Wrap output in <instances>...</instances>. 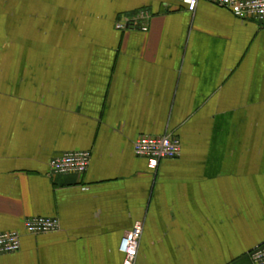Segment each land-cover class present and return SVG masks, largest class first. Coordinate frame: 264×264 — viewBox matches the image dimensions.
Segmentation results:
<instances>
[{
	"label": "crops",
	"instance_id": "0c3cea01",
	"mask_svg": "<svg viewBox=\"0 0 264 264\" xmlns=\"http://www.w3.org/2000/svg\"><path fill=\"white\" fill-rule=\"evenodd\" d=\"M149 12L147 30L119 16ZM180 154L151 168L139 135ZM87 150L86 170L49 160ZM53 217L30 234L23 221ZM251 264L264 242V24L199 0H0V264Z\"/></svg>",
	"mask_w": 264,
	"mask_h": 264
},
{
	"label": "built area",
	"instance_id": "2783aa9c",
	"mask_svg": "<svg viewBox=\"0 0 264 264\" xmlns=\"http://www.w3.org/2000/svg\"><path fill=\"white\" fill-rule=\"evenodd\" d=\"M186 10L193 12L199 0H181ZM211 4L229 10L234 16L242 20L251 19L264 24V0H205ZM149 12L140 9L132 16H119L115 27L118 29L138 28L147 30L144 20ZM133 152L147 160L151 168H156L159 161L165 158H175L180 154L179 139L170 134L139 135L132 144ZM90 152L87 150L66 151L49 160L50 173H78L82 174L89 163ZM58 220L53 217L32 216L23 221V230L30 234L57 230ZM142 232V223L136 222L126 232L120 241L119 249L123 254L122 264H135ZM20 247V232L9 230L0 232V254L15 252ZM251 264H264V242L255 246L250 252Z\"/></svg>",
	"mask_w": 264,
	"mask_h": 264
}]
</instances>
